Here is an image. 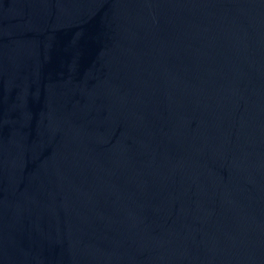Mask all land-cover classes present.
Here are the masks:
<instances>
[{
	"label": "water",
	"instance_id": "water-1",
	"mask_svg": "<svg viewBox=\"0 0 264 264\" xmlns=\"http://www.w3.org/2000/svg\"><path fill=\"white\" fill-rule=\"evenodd\" d=\"M0 264H264V0H0Z\"/></svg>",
	"mask_w": 264,
	"mask_h": 264
}]
</instances>
